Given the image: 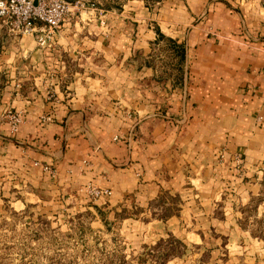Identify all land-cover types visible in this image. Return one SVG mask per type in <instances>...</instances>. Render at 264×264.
Wrapping results in <instances>:
<instances>
[{
  "label": "crops",
  "instance_id": "0c3cea01",
  "mask_svg": "<svg viewBox=\"0 0 264 264\" xmlns=\"http://www.w3.org/2000/svg\"><path fill=\"white\" fill-rule=\"evenodd\" d=\"M94 1L45 45L0 26V205L178 243L159 264H242V204L264 184V0Z\"/></svg>",
  "mask_w": 264,
  "mask_h": 264
},
{
  "label": "rangeland",
  "instance_id": "374dc122",
  "mask_svg": "<svg viewBox=\"0 0 264 264\" xmlns=\"http://www.w3.org/2000/svg\"><path fill=\"white\" fill-rule=\"evenodd\" d=\"M51 204L0 205V264H159L179 250L168 241L151 250L144 244L129 248L119 221H97L90 210ZM241 212L242 235L235 243L237 251L242 248V264H264V184ZM202 255L210 264L228 259L221 251Z\"/></svg>",
  "mask_w": 264,
  "mask_h": 264
},
{
  "label": "built area",
  "instance_id": "2783aa9c",
  "mask_svg": "<svg viewBox=\"0 0 264 264\" xmlns=\"http://www.w3.org/2000/svg\"><path fill=\"white\" fill-rule=\"evenodd\" d=\"M84 5L93 7L94 3L87 0H0V26L8 33L33 35L41 46L48 42L62 19ZM5 114L11 128L15 129L19 114L14 111ZM43 119H48V116ZM43 168L50 173L53 171L48 166ZM85 191L90 197L108 192L91 185L86 186Z\"/></svg>",
  "mask_w": 264,
  "mask_h": 264
},
{
  "label": "trees",
  "instance_id": "16d2710c",
  "mask_svg": "<svg viewBox=\"0 0 264 264\" xmlns=\"http://www.w3.org/2000/svg\"><path fill=\"white\" fill-rule=\"evenodd\" d=\"M168 44L169 46L175 50L178 55L181 57V55L183 54V48L181 47V45L179 43H176L173 39L168 38Z\"/></svg>",
  "mask_w": 264,
  "mask_h": 264
}]
</instances>
